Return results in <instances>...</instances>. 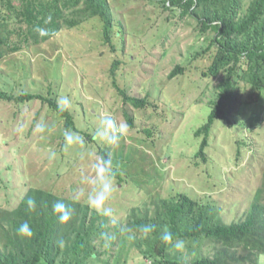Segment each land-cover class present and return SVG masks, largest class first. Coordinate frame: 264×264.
Instances as JSON below:
<instances>
[{"label": "rangeland", "instance_id": "1", "mask_svg": "<svg viewBox=\"0 0 264 264\" xmlns=\"http://www.w3.org/2000/svg\"><path fill=\"white\" fill-rule=\"evenodd\" d=\"M108 1L111 44L104 40V20L72 11L70 20L81 21L74 29L64 28L44 43H22L17 51L0 47L5 50L0 57V90L16 95L37 92L57 100L67 96L85 141L65 148L64 120L41 100L0 99V209L15 207L31 186L54 189L88 204L87 179L94 175L103 146L123 178H115L105 205L112 209L107 227L125 226L131 209L141 210L144 202L152 206L179 193L215 204L227 224L244 220L262 185L264 94L257 102L230 110L232 125L217 120L206 147L207 160L196 158L205 135L195 133L209 118L207 102L222 76L203 75L216 53L210 47L213 31L203 33L194 18H181L153 0ZM10 39L15 47L24 37L17 29ZM178 66L183 71L171 77ZM234 82L238 100L255 101L257 92L245 81L235 76ZM124 95L145 99L146 105L137 108ZM105 115L128 124L116 145L94 138ZM37 123L46 125L43 133ZM81 152L86 153L83 160ZM111 255L110 264L150 262L124 234L104 257Z\"/></svg>", "mask_w": 264, "mask_h": 264}, {"label": "trees", "instance_id": "2", "mask_svg": "<svg viewBox=\"0 0 264 264\" xmlns=\"http://www.w3.org/2000/svg\"><path fill=\"white\" fill-rule=\"evenodd\" d=\"M153 1L171 13L177 12L181 18H194L203 33L209 30L214 33L210 47H214L216 53L203 75L222 76L207 102L212 110L209 118L195 133L197 137L205 135L195 157L206 161V147L216 121H228L232 125L228 117L230 110L237 104L257 102L264 94V0H250L248 5L247 0ZM72 11L104 20V40L111 44L113 19L108 0H0V47L17 51L22 43L27 46L44 43L64 28L74 29L81 21L70 20L67 15ZM49 16L51 22L45 23ZM36 27L46 29L50 35L40 37L34 30ZM17 29L19 37L24 39L14 47L10 37ZM3 52L5 50H0V57ZM182 71L183 67H176L171 77ZM235 76L257 92L255 101L238 100L236 90L239 86L234 82ZM118 90L124 93L119 87ZM124 96L125 101L137 108L146 105L145 99ZM0 99L17 103L41 100L64 120L67 130L83 133L69 109L58 110L55 97L30 91L16 95L0 90ZM128 121L132 124L131 118ZM87 136L93 141V136ZM98 154L110 156L103 146H99ZM239 155L240 145L237 158ZM113 172L122 182L121 173L114 168ZM29 196L36 200L34 211L27 208ZM252 199L246 218L227 224L215 204L179 193L153 202L152 206L144 202L141 210L131 209L125 226L117 224L111 228L106 225L108 217L93 211L78 198L65 197L43 186H31L15 207L0 209V264H110L113 255L108 259L104 255L117 245L122 234L128 235L143 258L150 260L145 264H264V165L262 185ZM56 201L72 209L68 222L60 223L53 213L52 204ZM24 221L31 225L33 236L30 238L17 234V227ZM147 225L154 226L155 230L145 236L139 229ZM165 229L173 234L169 244L160 239ZM178 239L185 243V254L174 248ZM208 249L209 254H205Z\"/></svg>", "mask_w": 264, "mask_h": 264}, {"label": "clouds", "instance_id": "3", "mask_svg": "<svg viewBox=\"0 0 264 264\" xmlns=\"http://www.w3.org/2000/svg\"><path fill=\"white\" fill-rule=\"evenodd\" d=\"M51 22V16L47 17L45 23ZM40 37L49 36L50 33L41 27H36L34 29ZM71 101L67 96L60 97L57 100V108L59 111L63 112L70 107ZM36 129L43 133L46 130V125L43 123H37ZM128 131L127 122L117 124V121L112 118L110 115H105L101 120L99 126L95 129L94 138L102 143H106L109 145H116L119 143V140L122 136H124ZM85 143L84 137H82L78 132L72 130H65L64 132V147L69 148L73 145H81L83 146ZM55 155L54 153L52 154ZM86 153L81 152L79 154V158L81 160L85 159ZM94 167V175L87 179V183L91 185V189L87 194V203L89 207L94 208L98 213L104 216H110L112 214V209L106 207V203L112 196L114 192V172H113V160L111 156L109 157H99L93 165ZM27 208L30 211H34L36 209V200L29 196L26 200ZM52 211L54 214L58 216L60 223H66L71 219L72 209L66 207V205L62 201H56L52 204ZM140 232L145 236L152 233L155 229L152 225L142 226L140 227ZM17 234L21 237H32L33 231L31 225L28 221H24L16 229ZM130 231V230H129ZM106 238L107 234H102ZM160 239L163 243L169 244L173 240V234L165 229ZM63 242H61V246ZM185 246L183 240L178 239L174 248L178 251H182Z\"/></svg>", "mask_w": 264, "mask_h": 264}]
</instances>
